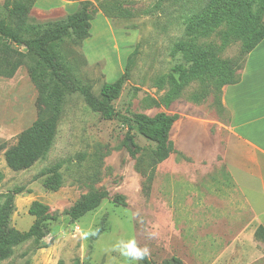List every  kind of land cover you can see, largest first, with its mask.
Instances as JSON below:
<instances>
[{"label": "rangeland", "instance_id": "rangeland-1", "mask_svg": "<svg viewBox=\"0 0 264 264\" xmlns=\"http://www.w3.org/2000/svg\"><path fill=\"white\" fill-rule=\"evenodd\" d=\"M5 1L0 0V19L6 14ZM207 1L91 0L94 13L89 37L75 45L68 35L53 50L75 81L89 86L96 95L104 83L113 82L124 72L129 61L128 78L112 102L116 115L105 119L87 105L80 93L61 92L52 146L44 158L22 171L6 166L4 151L36 119L41 90L50 91L56 84L40 62L29 55L12 77H0V209L11 195L10 226L25 232L37 219L29 214V206L38 201L48 207L45 223L50 227L45 236L16 244L12 254L1 259L0 264H146L145 260L162 264L172 256L178 257L181 264H264V214H259L256 229H260L250 251L235 247L228 251L209 250L202 233L205 227L210 233L212 221L187 219V214L183 220L170 218L156 199L154 177L149 181L150 187L144 177L155 175L157 166L149 157L156 145L135 128L128 130L121 119L134 113L150 117L161 112L175 114L178 119L170 130V139L173 135H188L189 130L201 125L185 121L191 114L200 122L216 116L226 122L227 112L220 103L221 89L226 85H219L215 78L183 85L178 98L166 107L161 99L168 86L157 85L158 79L176 65L187 66L181 54L174 52V45L185 38L188 18ZM101 2L112 17L102 12ZM79 3L36 0L29 22L45 26L63 20ZM198 42L220 46L216 35L201 37ZM18 49L25 51L23 47ZM239 50L237 42L218 53L221 59L238 62V76L245 60ZM131 150L136 153L130 154ZM54 168L60 175V184L56 190H49L43 181ZM176 185L187 187L185 181ZM99 190L107 193L100 204L71 220L67 213L70 207L82 196ZM117 195L123 198L122 204L114 202ZM262 209L259 202L258 212ZM145 248L148 254L144 258L133 254L134 250Z\"/></svg>", "mask_w": 264, "mask_h": 264}, {"label": "trees", "instance_id": "trees-1", "mask_svg": "<svg viewBox=\"0 0 264 264\" xmlns=\"http://www.w3.org/2000/svg\"><path fill=\"white\" fill-rule=\"evenodd\" d=\"M35 1L6 0L4 2L6 14L0 19V77H12L17 69L24 65L25 56L29 55L40 62L56 84L50 91L41 90L37 101L36 119L19 133L14 144L5 149L4 160L12 171L28 169L44 158L51 148L56 134L61 92L80 93L88 106L98 111L103 118L110 119L116 115L112 102L119 97L129 75L127 60L124 72L113 82L104 83L98 95L94 94L89 86L79 85L65 69L53 47L68 35L72 36L75 45H80L89 37L90 21L94 13L91 0H79V6L74 12L63 20L45 26L32 25L29 22V12ZM99 7L107 17H112L105 3L101 2ZM263 16L264 0H208L203 7L193 13L185 26V38L178 41L173 49L174 52L181 54L187 66L178 64L170 73L158 79L159 87L168 86L161 99L162 104L168 106L178 98L183 85L193 80H198L202 84L207 79L215 78L221 86L237 83L238 62L234 59H221L218 53L227 46L240 42L239 54L246 56L264 38ZM28 32L31 33L29 36L23 35ZM211 35L219 37L220 46L203 45L198 42L199 38ZM19 47H23L25 51L19 50ZM155 104L159 105L160 101H155ZM121 119L128 130L135 128L141 136L155 143L156 147L149 157L153 159V165L157 166L173 152L169 131L177 120V115L161 112L150 117L134 113ZM135 150L129 153L135 154ZM50 173L51 175L43 181V186L49 190H56L60 184V175L55 168ZM140 174L143 175L142 171ZM144 177L150 187L149 181L154 175ZM106 196L104 190L82 196L68 210L69 218L73 221L79 219L95 209ZM113 200L117 204L123 203V198L119 195ZM12 208L13 198L10 195L0 209V260L9 257L16 244L31 237L39 239L50 230L48 223H45L49 218L46 205L38 201L31 203L28 212L37 219L25 232H19L10 226ZM259 229L260 227L256 229L255 234ZM144 262L149 264L146 260ZM162 264H181V260L172 256Z\"/></svg>", "mask_w": 264, "mask_h": 264}, {"label": "crops", "instance_id": "crops-1", "mask_svg": "<svg viewBox=\"0 0 264 264\" xmlns=\"http://www.w3.org/2000/svg\"><path fill=\"white\" fill-rule=\"evenodd\" d=\"M221 90L226 122L219 116L200 122L192 114L184 119L201 125L188 135H169L173 152L157 164L153 185L173 220L187 214V219L212 221L210 233L207 227L202 233L209 250L250 251L264 214V38L245 56L238 82ZM183 181L187 187L176 185Z\"/></svg>", "mask_w": 264, "mask_h": 264}, {"label": "clouds", "instance_id": "clouds-1", "mask_svg": "<svg viewBox=\"0 0 264 264\" xmlns=\"http://www.w3.org/2000/svg\"><path fill=\"white\" fill-rule=\"evenodd\" d=\"M133 254L136 256H139L141 258H144V256L148 254V250H147V248H145L143 251L136 249V250H134Z\"/></svg>", "mask_w": 264, "mask_h": 264}]
</instances>
